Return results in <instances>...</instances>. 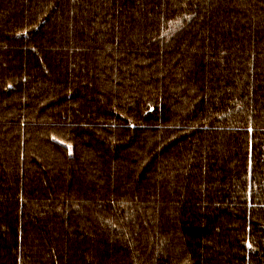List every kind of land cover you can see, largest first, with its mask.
Segmentation results:
<instances>
[{
	"label": "trees",
	"instance_id": "1",
	"mask_svg": "<svg viewBox=\"0 0 264 264\" xmlns=\"http://www.w3.org/2000/svg\"><path fill=\"white\" fill-rule=\"evenodd\" d=\"M0 264H264V0H0Z\"/></svg>",
	"mask_w": 264,
	"mask_h": 264
}]
</instances>
